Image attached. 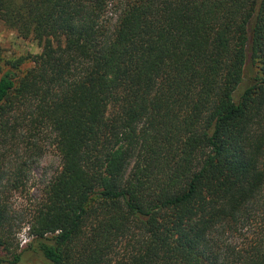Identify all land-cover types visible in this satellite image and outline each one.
<instances>
[{"label":"trees","instance_id":"trees-1","mask_svg":"<svg viewBox=\"0 0 264 264\" xmlns=\"http://www.w3.org/2000/svg\"><path fill=\"white\" fill-rule=\"evenodd\" d=\"M0 24L41 49L0 65L1 252L4 168L49 132L27 224L49 264H264L224 243L264 191V0H0Z\"/></svg>","mask_w":264,"mask_h":264},{"label":"rangeland","instance_id":"rangeland-1","mask_svg":"<svg viewBox=\"0 0 264 264\" xmlns=\"http://www.w3.org/2000/svg\"><path fill=\"white\" fill-rule=\"evenodd\" d=\"M115 15L114 10H109L107 18L114 19ZM0 51L2 73L10 69V64L6 62L39 54L41 49L36 41L23 39L13 30L0 24ZM31 66L32 63L27 60L16 72L21 75ZM35 140L38 148L35 152L32 153L24 146L19 147L12 153L11 159L4 168L3 181L6 183L2 193L8 207L9 224L7 226L8 234H6L10 249V252L0 251V257L6 261L5 264H12V254L20 256L17 264H49L39 253L30 249L31 237L28 235L27 224L43 196L44 189L60 170L61 164L55 149L53 135L43 132ZM14 160H16L15 163ZM22 162L25 163V166L22 167L23 171L19 172V177L22 180L19 184L20 187L16 190L11 189L8 180L13 176L12 170ZM262 163L264 166V158ZM224 238L225 245L236 251L251 240H264V191L246 221H242L234 233L227 234Z\"/></svg>","mask_w":264,"mask_h":264}]
</instances>
